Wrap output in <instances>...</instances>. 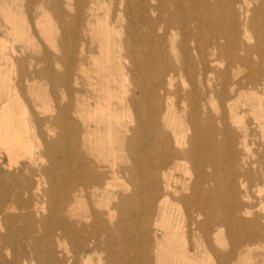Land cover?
<instances>
[{"label":"bare ground","instance_id":"1","mask_svg":"<svg viewBox=\"0 0 264 264\" xmlns=\"http://www.w3.org/2000/svg\"><path fill=\"white\" fill-rule=\"evenodd\" d=\"M36 4L38 41L0 0V264L250 263L264 240V14Z\"/></svg>","mask_w":264,"mask_h":264},{"label":"rangeland","instance_id":"2","mask_svg":"<svg viewBox=\"0 0 264 264\" xmlns=\"http://www.w3.org/2000/svg\"><path fill=\"white\" fill-rule=\"evenodd\" d=\"M240 0H231V11L235 10V11H239L238 9L242 10L241 8H248L250 10H257L258 13L260 14H264V0H241V4L239 2ZM243 1V2H242ZM9 5L11 6V11H10V16L15 19V23L17 26L20 27H24L25 25L26 27L31 28V31L33 32V37H35L36 41L41 40L40 36H39V25H38V16H39V12L37 10V4H36V0H8ZM252 4V5H251ZM235 8V9H234ZM50 16H53V13L50 12ZM7 14L5 12H2V10H0V27L2 26H9V23L7 22L6 18H7ZM32 19V20H31ZM25 24V25H24ZM35 33V35H34ZM37 34V35H36ZM253 40H252V44L255 43V34H252ZM11 41H13V39L11 38ZM16 44H21L20 42L16 43ZM232 70V69H231ZM8 74L7 70H3V75ZM244 74V72L242 73ZM180 80H178L177 82H179ZM36 84L42 88L43 93L48 94V96H52V94H55V96L60 97L61 95H59L63 89L61 87H54L51 84H49L48 80L46 79H38L36 81ZM52 87V89H51ZM261 89H264V85L261 86ZM25 97L29 100H33L36 98V96L33 94V96L29 95V92H25ZM252 116L249 115L246 118V123H252ZM252 127V125H251ZM250 154L252 155L253 152H255L257 150V147L252 145L250 147ZM241 190H243V188H241ZM256 195V194H255ZM257 197L260 198V196L257 195ZM261 198H264V196H262ZM24 224L22 222H16L14 225H12V229L13 230H20L22 228H24ZM6 230H0V235L3 236L5 234ZM24 242V241H19ZM218 245L221 246V250L226 249L227 246H229V237H228V233L226 230L223 229V231L219 234L218 236ZM223 248V249H222ZM250 263L248 262V264H263L264 261V240L260 241L259 244H257L256 246L253 247V250L250 252ZM208 257H206V261L208 262ZM212 260L214 261V258L212 257ZM246 262V264H247Z\"/></svg>","mask_w":264,"mask_h":264}]
</instances>
